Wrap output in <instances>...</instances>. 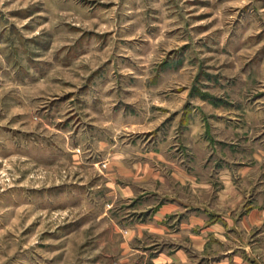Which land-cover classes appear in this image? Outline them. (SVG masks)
<instances>
[{"label": "rangeland", "instance_id": "rangeland-1", "mask_svg": "<svg viewBox=\"0 0 264 264\" xmlns=\"http://www.w3.org/2000/svg\"><path fill=\"white\" fill-rule=\"evenodd\" d=\"M263 196L264 0H0V264H202Z\"/></svg>", "mask_w": 264, "mask_h": 264}, {"label": "crops", "instance_id": "crops-1", "mask_svg": "<svg viewBox=\"0 0 264 264\" xmlns=\"http://www.w3.org/2000/svg\"><path fill=\"white\" fill-rule=\"evenodd\" d=\"M258 203L262 204L260 208L256 205L240 220L232 215L185 219L183 231L197 242L194 245L202 264H264V196ZM177 210L176 205H162L150 228L164 235L168 232L167 216ZM190 259L183 250L171 256L161 254L155 264H191Z\"/></svg>", "mask_w": 264, "mask_h": 264}]
</instances>
